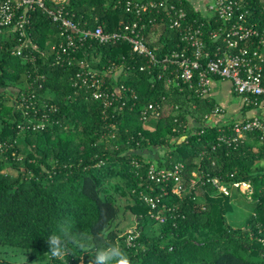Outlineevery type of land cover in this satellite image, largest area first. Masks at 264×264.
<instances>
[{
  "label": "trees",
  "instance_id": "16d2710c",
  "mask_svg": "<svg viewBox=\"0 0 264 264\" xmlns=\"http://www.w3.org/2000/svg\"><path fill=\"white\" fill-rule=\"evenodd\" d=\"M125 1L71 0L68 10L81 23L99 17L110 32L136 20L126 12ZM237 1L264 27V0ZM169 2L183 8L189 22L204 23L206 43L213 49L210 33L217 25L212 28L191 0ZM141 23L157 59L184 47L179 32L161 16L146 14ZM57 32L46 16L34 13L30 36L36 47L25 51V58L13 55L18 45L13 34H0V264H46V241L65 222L84 233L93 250L83 253L70 245L71 254L51 264H90L95 249L108 244L120 246L131 264H264V245L258 240L264 237V143L259 134L221 142L236 136L233 127L240 120L207 125L206 117L219 106L213 98H202L189 87L180 90L167 82L166 73L159 79V68L141 71L147 59L131 54L125 43L86 53L89 61L96 53L101 56L92 60L99 68L112 62L132 66L120 82L137 98L123 111L103 115L98 101L75 93L73 69L51 65L48 52ZM263 101L258 98L259 104ZM150 103H160L161 118L146 123L142 118ZM155 148L164 151L157 160L144 156ZM153 163L162 170L183 165L181 195L172 194L173 180L167 186L148 181ZM193 173L201 180L190 189ZM247 182L254 190L245 192L253 198V214L244 227L234 228L227 220L232 188ZM113 193L125 199L124 210L135 216L140 235L130 246L128 231L117 223L121 207ZM148 193L162 195L164 222L155 221L144 202Z\"/></svg>",
  "mask_w": 264,
  "mask_h": 264
},
{
  "label": "built area",
  "instance_id": "2783aa9c",
  "mask_svg": "<svg viewBox=\"0 0 264 264\" xmlns=\"http://www.w3.org/2000/svg\"><path fill=\"white\" fill-rule=\"evenodd\" d=\"M191 1L195 9L207 17L212 28L217 25L210 33L211 41L216 44L213 49H209L206 43L204 23L189 22L185 10L169 0H126V12L134 15L136 20L122 23L118 29L110 32L105 30L99 17H94L91 22H78L75 14L68 10L71 0H0V34H13L18 40L13 55L25 58L24 52L31 46L36 47L30 36L33 15L39 12L46 16L58 28L56 42L48 52L51 65L73 69L71 81L75 93H84L87 98L98 101L103 115L111 110L121 112L131 100L137 98L132 89L120 82L123 76L129 75L132 66L112 62L99 68L92 65V60L99 61L101 56L96 53L89 61L86 53L97 47L120 43L129 45L131 54L147 59V64L141 66V71L159 68V79L166 73L167 82L180 90L189 87L200 97L206 98L211 97L215 82L229 81L247 107L251 110L261 108L264 101L259 104L258 98H264V27L251 20L249 10L241 1ZM146 14H156L163 20L166 19L170 28L179 32L184 47L171 52L162 60L157 59L149 49L143 33L145 24L141 22ZM29 59L34 61L35 56H30ZM24 104L25 100L20 103V107H25ZM161 112L160 103H150L142 119L146 123L156 122L161 118ZM223 112V107L217 106L206 117V124L217 125L215 121ZM233 132L235 137H223L219 140L231 144L244 141L247 132H257L260 143H264V112L240 120L233 127ZM183 140L184 138L180 141ZM182 171L183 165H178L173 170H162L153 163L147 172V179L157 186H167L173 180L176 185L171 190L172 194L181 195L184 190L181 185ZM193 177L190 189H195L201 180L199 173H193ZM213 183L218 186V180H213ZM234 187L244 193L254 192L251 182L236 183ZM219 189L226 195L229 194L227 187L219 186ZM143 200L150 206L154 220L164 222L160 209L162 195L144 194ZM139 235L134 226L127 232V244H134ZM258 240L264 245V237Z\"/></svg>",
  "mask_w": 264,
  "mask_h": 264
},
{
  "label": "clouds",
  "instance_id": "9594fccd",
  "mask_svg": "<svg viewBox=\"0 0 264 264\" xmlns=\"http://www.w3.org/2000/svg\"><path fill=\"white\" fill-rule=\"evenodd\" d=\"M46 242L48 244V252L44 254L46 264H51L54 260H63L65 256L71 254L70 245L83 253L93 250L85 234L75 232L70 222L61 224L58 231L49 235ZM90 264H131V261L120 246L108 244L106 247L95 249L94 259Z\"/></svg>",
  "mask_w": 264,
  "mask_h": 264
},
{
  "label": "rangeland",
  "instance_id": "374dc122",
  "mask_svg": "<svg viewBox=\"0 0 264 264\" xmlns=\"http://www.w3.org/2000/svg\"><path fill=\"white\" fill-rule=\"evenodd\" d=\"M10 90H8V96L10 95ZM235 99V97H234ZM210 124V123H209ZM164 154V151L160 148H155L151 151H145L144 156L153 160H157ZM7 171V170H6ZM7 172L17 175L16 171L8 169ZM247 194H243L241 190L232 188V197L233 198V209L227 213L228 223L234 227H244L247 219L253 214V198ZM113 196L118 200V204L121 207V218L117 220V223L120 224V228L129 231L135 226V220L131 212L125 211L124 208L127 205L125 199L120 198L118 195L113 193Z\"/></svg>",
  "mask_w": 264,
  "mask_h": 264
},
{
  "label": "crops",
  "instance_id": "0c3cea01",
  "mask_svg": "<svg viewBox=\"0 0 264 264\" xmlns=\"http://www.w3.org/2000/svg\"><path fill=\"white\" fill-rule=\"evenodd\" d=\"M195 1L197 2L199 0ZM196 5H198V3H196ZM211 98L224 109L223 114L215 121L217 125L236 120L249 119L255 114L264 112V104L257 110H249L244 104L243 99L235 93L233 85L229 81L215 82L212 88Z\"/></svg>",
  "mask_w": 264,
  "mask_h": 264
}]
</instances>
